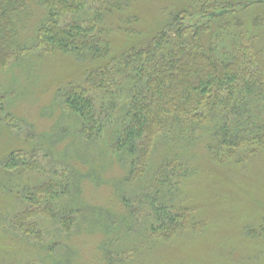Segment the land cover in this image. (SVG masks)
Here are the masks:
<instances>
[{
  "label": "rangeland",
  "instance_id": "rangeland-1",
  "mask_svg": "<svg viewBox=\"0 0 264 264\" xmlns=\"http://www.w3.org/2000/svg\"><path fill=\"white\" fill-rule=\"evenodd\" d=\"M203 1L195 6L193 0H133L127 8L134 16L128 18L131 35L113 36L112 51L141 44L169 14L194 10ZM262 12L264 6L248 13ZM79 14L66 21L83 17ZM44 15L36 9L24 20L20 39L27 46ZM107 21L112 25L123 19ZM263 24L258 21V30L251 33L264 46ZM84 70L73 56L44 55L38 49L0 70V264H264V236L259 233L264 226V150L245 162L233 158L219 165L198 150L199 143L187 147L176 156L187 170L182 190L169 195L165 188L144 183L162 161V142L142 184L127 180L124 162L103 153L101 140L80 136L75 116L64 113L58 92L79 81ZM15 149L26 164L15 158L10 170L3 169L4 158ZM49 182L56 187L50 214L26 219L32 222L27 235L16 231L10 224L30 208L25 198ZM178 210L187 212V225L167 233L169 218Z\"/></svg>",
  "mask_w": 264,
  "mask_h": 264
},
{
  "label": "trees",
  "instance_id": "trees-1",
  "mask_svg": "<svg viewBox=\"0 0 264 264\" xmlns=\"http://www.w3.org/2000/svg\"><path fill=\"white\" fill-rule=\"evenodd\" d=\"M132 3L0 0V70L37 49L44 55L68 54L82 62L81 79L58 92L64 113L75 116L78 133L85 140H101L103 153L123 161L127 180L140 185L163 142L162 161L144 183L147 188H165L169 195L182 190L187 170L176 156L185 154L187 147L199 143L198 150L219 165L233 158L245 162L263 151L264 46L251 32L258 30V21L264 22V13H248L263 7V1L204 0L194 10L169 14L148 40L113 52V36L127 39L131 35L128 18L134 16L127 8ZM36 9L43 10L45 19L27 46L20 39L21 29ZM77 13L83 17L66 21ZM117 16L127 23L106 24ZM230 26L235 27L230 30ZM223 40L227 42L222 44ZM2 102L0 93V108ZM21 156V150L10 151L3 169L10 170L15 158L26 164ZM55 189L49 182L31 192L25 198L30 208L16 215L11 227L21 234L31 232L32 222L25 220L38 213L50 214ZM186 215L178 210L176 217L169 218L167 233L178 232L177 225L186 227ZM61 225L68 228L66 221ZM259 233L264 236L263 225Z\"/></svg>",
  "mask_w": 264,
  "mask_h": 264
}]
</instances>
